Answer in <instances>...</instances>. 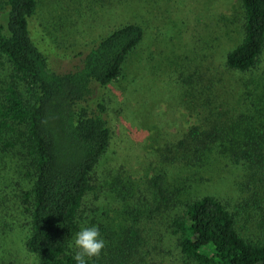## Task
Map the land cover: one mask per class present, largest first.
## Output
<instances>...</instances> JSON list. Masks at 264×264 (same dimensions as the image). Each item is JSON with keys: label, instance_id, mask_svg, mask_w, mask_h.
I'll list each match as a JSON object with an SVG mask.
<instances>
[{"label": "trees", "instance_id": "trees-1", "mask_svg": "<svg viewBox=\"0 0 264 264\" xmlns=\"http://www.w3.org/2000/svg\"><path fill=\"white\" fill-rule=\"evenodd\" d=\"M39 3L0 0V264L14 263L15 233L33 264H75L71 243L85 222L106 241L88 264H164L171 248L179 262L170 264H264V238L247 226L264 210V70L254 74L264 54V0H238L242 37L221 70L181 76L196 122L161 136L158 166L143 183L121 166L104 173L112 129L99 91L121 76L145 28L122 23L72 69L55 72L29 29ZM224 71L238 79L220 94ZM227 167L243 173L231 198L201 191ZM109 196L127 217L97 216Z\"/></svg>", "mask_w": 264, "mask_h": 264}, {"label": "rangeland", "instance_id": "rangeland-1", "mask_svg": "<svg viewBox=\"0 0 264 264\" xmlns=\"http://www.w3.org/2000/svg\"><path fill=\"white\" fill-rule=\"evenodd\" d=\"M117 1L80 0L78 4L77 0H40L29 29L32 40L47 56L49 67L65 72L118 25L133 21L145 28L144 41L128 57L121 76L99 91L112 129L104 173L121 166L126 176L143 183L158 166L153 151L161 136L178 135L196 122V111L189 108L182 77L194 74L197 68L202 74L221 70L225 52L242 37L241 16L238 0H132L126 5ZM6 20L0 12V23ZM262 70L264 54L254 74ZM219 76L223 81L217 84L218 93L224 94L237 77L225 71ZM241 88L236 87L237 91ZM223 170L201 191L231 198L234 183L236 187L243 173L231 167ZM107 199L98 201V217L111 221L127 217L121 202L111 196ZM254 212L247 226L253 237L264 238V228H258L264 210L256 208ZM12 238L9 259L13 264H33L19 233ZM172 258L179 262L176 250L171 248L163 258L164 264H170Z\"/></svg>", "mask_w": 264, "mask_h": 264}, {"label": "clouds", "instance_id": "clouds-1", "mask_svg": "<svg viewBox=\"0 0 264 264\" xmlns=\"http://www.w3.org/2000/svg\"><path fill=\"white\" fill-rule=\"evenodd\" d=\"M71 247L75 264H88L92 257L99 256L106 247L101 230L98 225L83 223L75 233Z\"/></svg>", "mask_w": 264, "mask_h": 264}]
</instances>
